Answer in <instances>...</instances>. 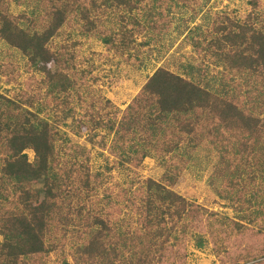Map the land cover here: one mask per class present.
Masks as SVG:
<instances>
[{
    "label": "trees",
    "instance_id": "16d2710c",
    "mask_svg": "<svg viewBox=\"0 0 264 264\" xmlns=\"http://www.w3.org/2000/svg\"><path fill=\"white\" fill-rule=\"evenodd\" d=\"M25 1L28 0H0V38L26 56L29 66L26 72L31 73L26 80L27 89L31 88L32 80L35 85L33 90H7L6 94H0V264H46L45 257L56 252L57 246L63 252L70 243L67 235L71 236L70 244L75 247H71L72 251L69 248L68 253L76 264L113 263L109 252L102 249L109 242L107 235L112 231L111 226L107 224V219L97 214L91 216L86 207L93 198L103 202V207H108L106 213L130 206L138 210L141 213L138 224L143 229L140 233L135 230L139 236L148 237L153 233L151 239H156L167 232V238L183 218H189L184 224L194 223L195 220L202 224L199 219L209 214L222 237L233 235L237 243L256 249V245L261 244L264 238V188L255 192L261 198L255 210L258 225L253 223L256 217L252 221L246 215L239 217L238 221L227 217L217 218L215 212H209L191 202L186 203L184 197L168 188L176 184L174 175L165 176L167 189L158 181L148 178L139 187L140 191L128 193L121 189L114 195L105 192L97 200V186L91 184V179L94 177L97 180L98 176L90 178L88 167L83 164V159L89 162L90 149L77 143L65 148L56 145L57 141L65 140L56 129L60 122L53 117L50 123L46 117L63 104V112L66 115L72 114L73 99L69 92H77L78 97L74 100L83 103L86 95L82 97L78 93L87 90L86 87L95 81V77L89 70L77 69V54L74 52V48L80 45L77 40L60 44L58 50L50 48L51 40L69 29H77L80 37H101L108 49H112L113 39L119 36L121 42L127 38L129 43L127 34L130 29L121 26L124 16L119 12L136 10L144 0H34L33 4L37 3L35 9L42 11V14L38 19L29 14H23L22 17L30 28L37 23L48 22L45 30L40 33H30L28 29L19 28L16 18L7 12L10 2L23 4ZM249 4L252 5L250 14L245 16L244 21H234L224 15L222 25L217 24V19L213 22L215 28L212 34H222L223 41L229 47L225 52L218 46L220 52H216L213 57L223 62L226 72L230 70L232 76L240 75L239 80H231L229 85L223 81L218 93L213 94L206 86L198 87L196 83L159 67L125 112L120 113L114 107L106 112L109 132L115 135L114 141L107 146L102 137L97 146L130 162V168L137 169L149 154L144 146L137 143H133L126 151L129 146L127 144L134 139L153 146L150 139L156 135L161 136L159 146L162 152L168 154L184 140L191 147H199L213 132L218 133V122H223L229 130H238L245 140L243 152L252 154L258 162L260 156H264V118H259L264 113V18L255 14L256 0H250ZM105 13H117L119 26L115 20L101 22L99 19ZM70 21L75 25L70 24ZM65 26H68V30L63 29ZM116 28L120 29L114 32ZM192 44L206 53L207 48L201 47L203 42L193 40ZM209 45L211 43L206 42V46ZM138 46H142L141 43ZM14 70L15 67L8 63L0 74L4 76L6 84L19 87V75ZM37 73L43 78L37 79ZM252 76L259 77L260 81L254 84ZM9 93L10 97L7 96ZM198 113H205L199 114L202 120L185 119V116L192 117ZM209 117L213 121H208ZM100 120L98 117L95 124L88 126L89 131H94ZM162 124L165 125V140ZM79 127L81 130L85 128V131L88 129L84 124H79ZM199 131L204 134V138ZM153 147L156 148L155 145ZM69 148L73 151L65 150ZM60 149L64 154H61ZM26 150L33 152L32 161L28 159ZM192 150L184 156L191 158L194 153H190ZM124 153L127 157H123ZM114 165L116 167L118 163ZM259 171L263 173L264 180V167L259 168ZM35 184L41 186L35 188ZM133 185L129 183V190ZM238 186L229 180L223 187L229 188L235 195L228 198L231 206L242 211L245 205H250L253 197L245 196L248 191L246 185ZM219 196L223 199L227 197L223 190ZM233 202H239V206ZM207 223L205 221V225ZM97 224H101L100 228L91 229V226ZM117 243L129 254L133 251L127 243ZM202 245L199 236L197 246ZM178 251L182 252V249ZM117 252L113 251L114 256H122ZM163 252H166V258L175 257L177 253L173 248H164ZM148 253L149 249L144 254L132 253L129 258L132 261L128 264H152ZM251 262L245 263L253 264Z\"/></svg>",
    "mask_w": 264,
    "mask_h": 264
},
{
    "label": "rangeland",
    "instance_id": "374dc122",
    "mask_svg": "<svg viewBox=\"0 0 264 264\" xmlns=\"http://www.w3.org/2000/svg\"><path fill=\"white\" fill-rule=\"evenodd\" d=\"M249 1L144 0L136 10L130 12L120 10L119 12L124 16V22L121 26L130 29V33L127 34V37L130 38L129 43H127V38L121 42L119 36L113 39L112 49H108V45L103 43L101 37H80L77 29H69L70 31L51 40L52 46L50 48L52 50H58L60 44L77 40L80 44L74 48V52L76 51L77 54V69L89 70L95 77V81L86 87L87 90L84 89L78 93L82 97L86 95L83 103L80 104L74 100L78 97L77 92H69V96L73 99L71 101L72 114L66 115L63 112L62 107L65 105L63 104L49 113L46 120L51 123L53 122L52 118L55 117L60 122L56 129L58 132L60 131V135L65 140L57 141L58 147L65 148V146L68 147L77 143L84 145L86 149H90L89 162L87 159H83V164L88 167L87 173L90 178L98 176L95 180L100 185H97L94 177L91 179V184L97 186L95 196L97 200L102 198L105 192H111L114 195L121 189L127 190L128 193L140 191L139 187L148 178L158 181L167 189L165 176L174 175L176 176V184L168 188L184 197L186 203L191 202L206 208L209 212H215L217 218L227 217L238 221L240 220L239 217L246 215L248 220L255 219V210L259 207L258 203L261 200L255 192L259 188H264L263 173L259 171V168L264 167V156H260L261 158L257 162L252 154H245L243 152L245 149L244 138L240 136L238 130H229L228 125H224L223 122H218L220 125L218 133L213 132V135L209 139H204L199 147H191L188 141L184 140L168 154L162 152L161 146H159L161 145V136L156 135L150 139L156 148L153 147L154 145L149 146L134 139L127 144L129 146H127L126 151L132 147L133 143H137L144 146L149 154L137 169L130 168V162L121 160L117 155L109 153L107 149L102 150L97 146L102 137L107 146L114 141L115 135L111 131L109 132L106 112L112 107L120 113L125 112L148 78L159 67L196 83L198 87L206 86L213 94L218 93L223 81L229 85L231 80H239L240 75L232 76L230 70L225 71L223 62L214 58L216 52H220L218 46L225 52L229 47L223 41L222 34L218 32L212 34L215 28L213 22L217 19V24L222 25L224 15L234 21H244L245 16L250 14L252 7ZM33 2L34 0L25 1L23 4L10 2L7 6V12L16 18V25L19 28L28 29L30 33H40L45 30L48 22L43 21L30 28L26 26L22 17L23 14H29L38 19L42 14V11L35 9L37 3L33 4ZM256 2L255 14L259 18H264V0H256ZM93 17L92 14L91 18ZM117 17V13L114 15L105 13L99 20L101 22L115 20L119 26ZM70 24L75 25L73 21H70ZM63 29L68 30V26ZM119 29H114V32ZM130 34L133 36L131 37ZM193 40L199 43L203 42L201 47L207 48L206 53L193 46ZM206 42L211 43L210 47L206 46ZM139 43L142 46H138ZM8 63L15 67L14 72L19 75L17 79L19 87L16 84H6L4 76L0 74V94H6L7 90H15L14 92L25 89L33 90L35 88L34 80L31 82L30 89H27L26 86V80L31 74L26 72L29 67L26 56L0 38V71L4 70ZM242 74L246 76L245 72ZM36 78L40 79L43 76L37 73ZM251 78L254 84L260 81L259 77L252 76ZM199 79L202 80L201 83H199ZM7 96L10 97V93ZM199 114L205 113H198L192 117L185 116V119L202 120L199 118ZM98 117L102 120L99 121L94 131H89L88 126L95 124ZM260 117L264 118V113H261ZM208 121H213V118L209 117ZM79 124H84L88 129L86 131L85 128L81 130ZM117 124L118 121L115 127ZM161 127L164 131V138L166 135L165 125L162 124ZM207 129L209 130V127ZM199 134L204 138V134L200 131ZM251 145L254 146V144ZM193 148L195 149L192 150ZM69 149L65 150L67 152L73 151V149ZM191 150L190 153L194 152L191 158L184 156L186 152ZM25 152L28 159L32 161L33 152L31 150ZM60 152L64 154L61 149ZM122 155L127 157L125 153ZM115 163H118V166L114 167ZM253 177L255 178L252 180ZM229 180L238 184V188L246 185L248 191L245 196L249 198L252 195L253 197L250 205H245L242 211L232 207L228 199L235 196L229 188L223 187ZM131 182L134 185L129 190L128 186ZM40 186V184L34 185L35 188ZM221 190L226 193L225 199L219 196ZM235 190L236 188L233 189V192ZM233 204L239 206V202H233ZM103 205V202H97L93 198V201L88 202L86 207L91 216L97 214L102 219H107V224L111 226L112 231L108 232L107 235L109 242L104 244L102 249L109 252L114 262L107 264H128L132 261L129 259L132 253L144 254L148 249L152 264H246L247 261L257 264L264 262V238L261 244L256 245V249L248 247L247 244L237 243L233 235L224 238L214 227L216 222L211 219L209 214L199 219L202 224L196 220L194 223L184 224L189 219L185 217L176 229L170 231L167 238H165L167 232H164L160 237L151 239L153 233L148 237L138 235L143 232L138 224L139 215H141L138 210L130 206L128 208L121 207V210L116 209V212L106 213L108 207H103ZM205 221L208 222L207 225H205ZM253 223L259 224L257 217ZM166 225L171 227L168 222ZM100 226L101 224L93 225L91 229H97ZM135 230H138L139 233L135 234ZM199 236L203 241L201 247L197 246ZM67 240L72 244L71 236L67 235ZM128 240L131 241L133 249L130 254L117 243H127ZM70 243L65 246L63 252L57 246L56 252L45 257L46 264H63L62 262L76 264L68 253L69 248L71 251L72 248L75 249ZM127 244L129 247L130 242ZM164 248H173L177 252L176 256L166 258L164 255L166 252H163ZM181 249L182 252H179L178 250ZM114 250L121 253L122 256H114ZM243 250L244 253H242ZM179 256L183 257L177 258Z\"/></svg>",
    "mask_w": 264,
    "mask_h": 264
}]
</instances>
